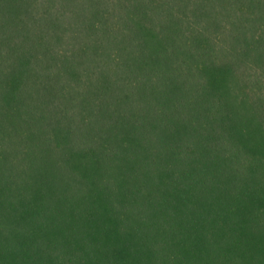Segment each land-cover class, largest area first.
Wrapping results in <instances>:
<instances>
[{"label": "trees", "instance_id": "trees-1", "mask_svg": "<svg viewBox=\"0 0 264 264\" xmlns=\"http://www.w3.org/2000/svg\"><path fill=\"white\" fill-rule=\"evenodd\" d=\"M0 264H264V0H0Z\"/></svg>", "mask_w": 264, "mask_h": 264}]
</instances>
